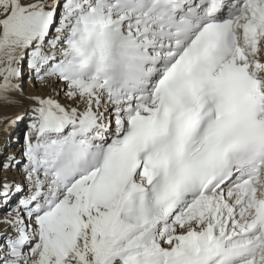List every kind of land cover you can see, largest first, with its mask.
Instances as JSON below:
<instances>
[{"label":"snow or ice","instance_id":"6c2138e0","mask_svg":"<svg viewBox=\"0 0 264 264\" xmlns=\"http://www.w3.org/2000/svg\"><path fill=\"white\" fill-rule=\"evenodd\" d=\"M0 108V264H264V0H0Z\"/></svg>","mask_w":264,"mask_h":264},{"label":"bare ground","instance_id":"6f19581e","mask_svg":"<svg viewBox=\"0 0 264 264\" xmlns=\"http://www.w3.org/2000/svg\"><path fill=\"white\" fill-rule=\"evenodd\" d=\"M25 88H26V94H40V93H34L30 84H26ZM25 106H27L26 102H25ZM19 111L20 109H16V108H7V109L0 108V116L16 115ZM25 130H26V121L21 123L20 126L11 129V136L0 134V163H2L4 157L10 153L15 154L17 157H19L21 153L20 151H18L20 150V145L16 147L14 145L17 141L16 138L18 139L23 138V133ZM7 146L10 147L7 150H5ZM3 153L4 156L2 157ZM2 175H4V173H0V176ZM6 175H8L10 179L20 180V176L15 172V170L6 173ZM2 227L3 226L0 225V228Z\"/></svg>","mask_w":264,"mask_h":264},{"label":"rangeland","instance_id":"374dc122","mask_svg":"<svg viewBox=\"0 0 264 264\" xmlns=\"http://www.w3.org/2000/svg\"><path fill=\"white\" fill-rule=\"evenodd\" d=\"M25 124V123H24ZM20 126V125H19ZM24 128H25V125H24ZM17 140H19L18 138H16ZM18 144V142L17 143H15V147H16V145ZM10 146H7L6 148H5V150H7L8 148H9ZM4 156V153H3V155H2V157Z\"/></svg>","mask_w":264,"mask_h":264}]
</instances>
